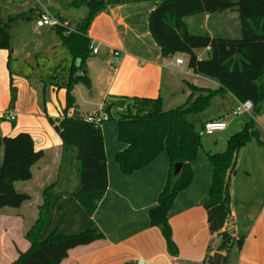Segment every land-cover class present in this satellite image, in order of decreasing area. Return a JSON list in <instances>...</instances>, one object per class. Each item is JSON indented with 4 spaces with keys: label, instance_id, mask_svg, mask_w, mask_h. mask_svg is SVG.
Masks as SVG:
<instances>
[{
    "label": "crops",
    "instance_id": "1",
    "mask_svg": "<svg viewBox=\"0 0 264 264\" xmlns=\"http://www.w3.org/2000/svg\"><path fill=\"white\" fill-rule=\"evenodd\" d=\"M72 1L0 0V17L9 26L12 47L10 56L8 50L0 49V119L3 121H0V133L15 136L27 132L33 137L35 149L44 151V156L32 167V178L15 183L16 190L29 194L31 199L18 208L0 210L4 231L8 236L12 233V250L6 256L0 252V264L3 261L11 264L19 251L30 247L25 234L38 217L44 190L55 184L56 192L66 193L78 185L72 167L76 162L64 161L62 139L46 115L55 119L63 117L66 90L52 82H59V75L63 76L69 65L79 67L81 61L73 62L54 26H47L49 29L37 25L39 14L49 12L58 25L78 29L88 8L74 7ZM156 4L157 0L113 4L94 18L88 36L98 46L99 53L86 63L91 87L82 83L74 86L73 113L88 120L101 116L104 101L115 96L161 97L164 109L171 110L188 101L192 85L210 90L220 88L216 81L196 74L184 67L183 62L177 63L176 60H181L177 55L168 58L162 55L148 25L149 14ZM213 17L220 22V32L232 31V23H237L236 14L230 13L224 18L206 15L202 24L206 26ZM115 51L121 55L115 57ZM204 52L208 57L209 49L205 48ZM54 75L58 78H53ZM11 79L18 90L12 110L16 116L13 126L5 121L6 112L10 111ZM40 94L43 103L39 101ZM240 103L230 92L217 93L205 110L186 115L200 131L201 146L191 162L193 179L177 194L168 213L177 254L168 251L161 228L151 226L149 218V210L157 204L167 181L168 154L162 152L147 166L124 174L115 158L127 145L119 140L116 121H104L101 131L108 186L93 214L104 238L72 248L60 264H214L216 253L222 256L220 264H264V111L255 119L259 137L240 151L230 182L233 229L243 238V245L228 254L209 250L213 237L207 206L214 169L210 155L224 152L229 138L250 121L249 112L234 113ZM217 120L225 121L227 127L213 134L203 132L206 122ZM5 211L8 214L3 215Z\"/></svg>",
    "mask_w": 264,
    "mask_h": 264
},
{
    "label": "trees",
    "instance_id": "2",
    "mask_svg": "<svg viewBox=\"0 0 264 264\" xmlns=\"http://www.w3.org/2000/svg\"><path fill=\"white\" fill-rule=\"evenodd\" d=\"M128 1L134 0H73L72 6L88 8L79 28L69 30L61 25L54 26L73 62L79 59L81 65H69L68 71L59 75L60 81L52 82L66 90V106L62 118L55 119L48 114L46 117L62 139L64 161L72 164L73 159L76 162L72 167L78 185L66 193L56 192L55 184L44 190L38 217L25 234L30 247L19 251L18 258L11 264H60L72 248L104 238L93 219L108 186L101 131L104 121L98 123L72 112L76 108L73 89L79 83L91 87L86 63L93 55V42L88 31L94 18L109 5ZM225 12L236 14L235 32L239 36H232L233 29L230 32L222 30L225 36L192 31L190 18L202 17L199 18L202 24L206 15L212 17ZM148 25L164 57L186 54L188 67L196 74L216 81L220 88L210 90L192 85L188 101L171 110L164 109L161 97L115 96L106 99L101 112L108 115V120L116 121L119 140L127 145L115 159L128 175L150 164L162 152L168 154L167 181L157 204L149 210V218L151 226L161 228L168 251L177 254L168 213L177 194L193 179L191 162L201 146L200 131L186 115L205 110L217 93L230 92L240 102L251 101L252 116L244 129L229 138L224 152L210 155L214 169L207 206L213 237L209 250L226 254L234 248L240 250L243 238L233 229L230 182L240 151L260 134L255 119L264 111V0H157L149 14ZM203 48L209 49V55L199 58L196 51ZM0 49L8 50L11 55L9 26L1 17ZM16 100L17 88L11 81L9 110L14 109ZM11 122L15 124V120ZM43 156L44 151L35 149L29 133L19 132L15 136L0 133V210L18 208L31 199L29 194L18 192L15 183L30 180L32 167ZM176 163H181L182 167L174 181ZM211 261L209 257L208 262Z\"/></svg>",
    "mask_w": 264,
    "mask_h": 264
},
{
    "label": "rangeland",
    "instance_id": "3",
    "mask_svg": "<svg viewBox=\"0 0 264 264\" xmlns=\"http://www.w3.org/2000/svg\"><path fill=\"white\" fill-rule=\"evenodd\" d=\"M49 13V12H48ZM50 14V13H49ZM229 15L230 13L229 12H225V13H222V14H218V15H215V16H219V18H220V16H222V18H224V16H226V15ZM2 17L4 18V19H7L5 16H4V13H2ZM199 18L201 19L202 17H196L195 19L196 20H198V21H196L194 18H190L189 19V22H190V24H191V27H192V31L194 32V33H203V32H209V33H213V34H215V33H217V35H215V36H225V34L224 33H221L220 31H219V27H220V22H218V21H215L214 20V17L212 18V19H210V21H209V24H207L206 26L204 25V24H200L199 23ZM8 21V20H7ZM10 23V22H9ZM236 26H237V23H235V22H233L232 23V25H231V28L234 30L233 32H234V34H232V36L234 35V36H239V33H237L236 34V32H235V30H236ZM47 27V26H46ZM47 28H49V29H51L50 27H47ZM56 37H57V35H55ZM14 37H15V34H14ZM198 55H201V56H203V58H206L207 57V53L206 52H204V48L203 49H199L198 50ZM177 57L178 58H180L181 60H182V62H183V66L184 67H188V56L186 55V54H180V55H177ZM11 81H12V83L14 82L13 81V79H11ZM13 85H14V83H13ZM15 86V85H14ZM17 92H18V90H17ZM45 95V94H44ZM39 101L40 102H42L43 101V96L40 94V98H39ZM44 102V101H43ZM42 102V103H43ZM45 104H46V101H45ZM97 107H99V104H98V106ZM12 110H10V111H7L6 113H8V112H11ZM90 111V110H89ZM103 114L101 113V116H102ZM4 120V119H3ZM0 121H2L1 119H0ZM5 121L6 122H8V123H10V125L11 126H13V124H12V122L11 121H9V120H7V119H5ZM3 122V121H2ZM5 209H13V208H10V207H5V208H3V210H5ZM2 210V209H1ZM6 214H8V211H5L4 213H3V215H6ZM4 229H5V224H4V222H2V223H0V252H2V253H4L5 255L4 256H6V255H9V251L10 250H12V248H11V242H10V236H12V233L10 234V236H8L7 235V233L4 231ZM6 261H3V263L2 264H4Z\"/></svg>",
    "mask_w": 264,
    "mask_h": 264
},
{
    "label": "built area",
    "instance_id": "4",
    "mask_svg": "<svg viewBox=\"0 0 264 264\" xmlns=\"http://www.w3.org/2000/svg\"><path fill=\"white\" fill-rule=\"evenodd\" d=\"M37 25L40 27L43 26H56L58 25V21L49 13L41 12L37 19ZM92 53L97 55L99 53V48L95 44L92 46ZM121 55L120 51H115L114 56L119 57ZM177 63H182V60H176ZM253 103L251 101L241 102L239 107L234 111L235 114L241 112H249L252 114ZM103 114V113H102ZM6 119L9 121L16 120L15 114L11 111L6 113ZM89 120H96L98 123L101 121H107L108 115L103 114L102 116H92L89 117ZM227 127V123L225 121L217 120V121H209L206 122L203 126V132L206 134H213L216 131H222Z\"/></svg>",
    "mask_w": 264,
    "mask_h": 264
},
{
    "label": "water",
    "instance_id": "5",
    "mask_svg": "<svg viewBox=\"0 0 264 264\" xmlns=\"http://www.w3.org/2000/svg\"><path fill=\"white\" fill-rule=\"evenodd\" d=\"M182 164L181 163H176L174 166V171H173V177H174V181H177L179 174H180V170H181ZM221 254L220 253H216L214 255V264H220L221 261Z\"/></svg>",
    "mask_w": 264,
    "mask_h": 264
}]
</instances>
